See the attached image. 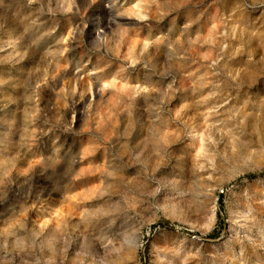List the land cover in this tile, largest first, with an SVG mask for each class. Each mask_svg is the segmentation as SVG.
I'll return each mask as SVG.
<instances>
[{
    "label": "rangeland",
    "instance_id": "rangeland-1",
    "mask_svg": "<svg viewBox=\"0 0 264 264\" xmlns=\"http://www.w3.org/2000/svg\"><path fill=\"white\" fill-rule=\"evenodd\" d=\"M0 264H264V0H0Z\"/></svg>",
    "mask_w": 264,
    "mask_h": 264
}]
</instances>
